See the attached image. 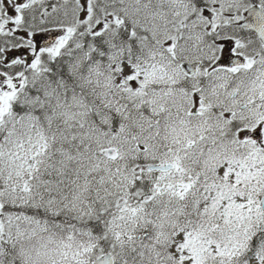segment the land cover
<instances>
[{
    "label": "snow or ice",
    "instance_id": "6c2138e0",
    "mask_svg": "<svg viewBox=\"0 0 264 264\" xmlns=\"http://www.w3.org/2000/svg\"><path fill=\"white\" fill-rule=\"evenodd\" d=\"M0 264H264V0H0Z\"/></svg>",
    "mask_w": 264,
    "mask_h": 264
}]
</instances>
